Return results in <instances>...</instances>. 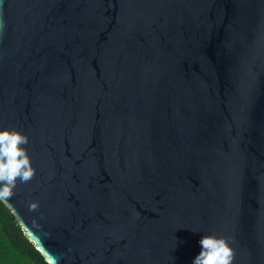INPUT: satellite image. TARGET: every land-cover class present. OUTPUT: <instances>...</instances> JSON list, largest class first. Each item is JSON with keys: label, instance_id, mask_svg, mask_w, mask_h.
I'll return each instance as SVG.
<instances>
[{"label": "water", "instance_id": "obj_1", "mask_svg": "<svg viewBox=\"0 0 264 264\" xmlns=\"http://www.w3.org/2000/svg\"><path fill=\"white\" fill-rule=\"evenodd\" d=\"M0 127L45 261L264 264V0H0Z\"/></svg>", "mask_w": 264, "mask_h": 264}, {"label": "clouds", "instance_id": "obj_2", "mask_svg": "<svg viewBox=\"0 0 264 264\" xmlns=\"http://www.w3.org/2000/svg\"><path fill=\"white\" fill-rule=\"evenodd\" d=\"M26 144L27 137L19 130L0 127V202L12 196L17 180L26 182L34 175ZM29 207L34 209L37 204L31 202ZM198 243L200 250L192 264H232L233 250L225 238L203 234Z\"/></svg>", "mask_w": 264, "mask_h": 264}, {"label": "trees", "instance_id": "obj_3", "mask_svg": "<svg viewBox=\"0 0 264 264\" xmlns=\"http://www.w3.org/2000/svg\"><path fill=\"white\" fill-rule=\"evenodd\" d=\"M0 264H46L19 224L0 202Z\"/></svg>", "mask_w": 264, "mask_h": 264}]
</instances>
